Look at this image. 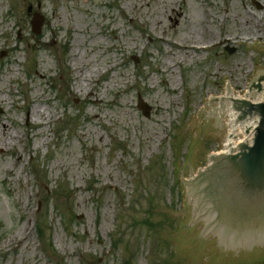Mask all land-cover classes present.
Instances as JSON below:
<instances>
[{"label":"rangeland","instance_id":"rangeland-1","mask_svg":"<svg viewBox=\"0 0 264 264\" xmlns=\"http://www.w3.org/2000/svg\"><path fill=\"white\" fill-rule=\"evenodd\" d=\"M247 13L264 0H0V264H264L184 227V168L229 140L191 151L188 124L264 71Z\"/></svg>","mask_w":264,"mask_h":264},{"label":"water","instance_id":"water-1","mask_svg":"<svg viewBox=\"0 0 264 264\" xmlns=\"http://www.w3.org/2000/svg\"><path fill=\"white\" fill-rule=\"evenodd\" d=\"M44 23L45 19L35 14L33 33L40 35ZM260 84L261 92L257 88ZM248 101L264 102V71L258 68L245 91L233 93L225 80L217 99L205 103L196 118L197 126L188 124L191 151H196V136L231 139L228 155L207 157L208 169H197L194 174L183 167L188 179L183 187L190 218L184 227L200 225L197 241L217 236L214 245L222 247V253L264 248V217L260 215L264 209V104L254 106ZM139 109L150 118L152 108L142 99ZM239 115L238 123L244 122L240 125L236 121ZM232 126L242 134L257 127L253 146H240L236 155L231 154L238 150L234 149L237 132L231 130Z\"/></svg>","mask_w":264,"mask_h":264},{"label":"bare ground","instance_id":"bare-ground-1","mask_svg":"<svg viewBox=\"0 0 264 264\" xmlns=\"http://www.w3.org/2000/svg\"><path fill=\"white\" fill-rule=\"evenodd\" d=\"M247 15H248V17L249 18H251V19H249V18H246V20L249 22H252V21H256V22H262L263 24H264V21H261V20H263L262 18H260V19H258V18H256L255 16H253V15H251L250 13H247ZM264 27V26H263ZM181 48H183V50L184 51H186V52H189V51H192V50H200V49H204V48H199V47H197L196 45H192V46H190V47H188V46H180ZM90 96L92 97V98H95L96 97V95L92 92V93H90ZM94 117L95 118H99V115L98 114H95L94 115ZM6 132H7V130H5ZM230 143H231V139H229L228 140V144H227V147H226V149H225V152H223L225 155H228V153H229V148H230ZM223 154V155H224ZM218 155V154H217ZM216 155V156H217Z\"/></svg>","mask_w":264,"mask_h":264}]
</instances>
